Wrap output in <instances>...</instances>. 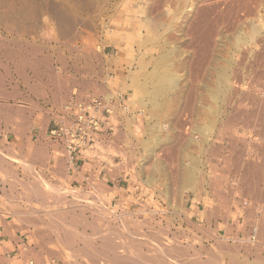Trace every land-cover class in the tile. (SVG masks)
Masks as SVG:
<instances>
[{
	"label": "rangeland",
	"instance_id": "374dc122",
	"mask_svg": "<svg viewBox=\"0 0 264 264\" xmlns=\"http://www.w3.org/2000/svg\"><path fill=\"white\" fill-rule=\"evenodd\" d=\"M22 5L24 7H21ZM0 18L2 83L5 75L11 74L12 84H19L16 74L20 68H25L23 66L26 64L27 53L39 51L41 47L46 49L54 45L66 44L72 48L76 46L97 48L99 36L105 35L108 40L113 37L108 33L112 26L120 31V35L126 36L125 50L129 49L135 60L130 73L133 76L134 73L139 72L138 76L135 74L134 77H130L132 83L128 95L133 107L142 112L134 113L125 122L124 131L106 148V153L111 159L122 160L121 169L124 168L132 175L139 186L141 196L145 198L141 203L142 207L135 209V212H130L129 210L133 209L125 206L120 209L114 208L106 202L99 186L77 189L68 185L63 178L36 167L30 160L21 156L19 151L2 149L1 158L8 166L12 165L14 170L7 175L0 173V180L5 183V186L0 187V210L4 217L10 214L9 210L17 213L19 217L22 216L19 221L23 222L26 228L43 231L44 237L47 235L45 238L49 240L50 248L60 249L64 254V260L68 262L84 260L85 255H88L101 263L104 262L102 264H111L99 252L84 253L69 250L73 246L82 247L92 244L97 246V243L100 245L101 240L109 237L108 240L114 239L110 240V242L114 241V244L111 243L108 248L118 245L119 242V248L117 246L114 248L116 252L120 248L124 250L122 252L123 250L120 249L118 253V255L121 253L123 258L132 259L138 256L141 253L136 251L143 247L137 251L143 252L141 254L143 257L140 255L138 257L141 259L136 257L134 260L146 261L145 264H164V259L165 264H177L179 261L181 264H193L194 261L199 264H232L233 262V264H241V262L264 264V207H262L264 183L252 181L255 174L264 169V0H0ZM166 36L168 38H164ZM7 50L13 53L12 61L5 57ZM223 72H226L225 81L220 77ZM167 75H170V80H165ZM161 85L164 87L154 95L152 89ZM4 100L6 99L0 92V105L4 104ZM18 127V124L2 123L0 133L16 131ZM33 139L34 137L29 139L31 144L34 143ZM216 152L221 154L217 156ZM215 155L217 158L214 159ZM249 163H257L258 171H249L247 168ZM185 164L187 167L184 166ZM20 168L23 170L21 171ZM187 169H192L190 171L196 181V188L186 185L185 189L183 185L186 183ZM245 171L246 174L243 175ZM249 172L251 175L248 174ZM19 173L23 179H27L25 187L28 188L6 186L8 183L19 185ZM249 177H252L251 180ZM244 183L248 185H243ZM49 184L52 190L48 188ZM37 188H41L39 192ZM27 189H31L30 192ZM255 192L260 193L259 195L256 193L258 198ZM219 193L220 196L222 195L220 198L223 203L218 199L219 196L217 197ZM191 195H196L207 209L219 207L227 215L231 214L233 219L241 217L238 223L235 222L236 232L231 231L232 227L228 224V220H216L214 225L186 221L184 218V215H187L186 204ZM11 199L20 204L12 205ZM251 205L255 207L252 208ZM65 222H68L69 228L63 226ZM59 224H63L62 227H59ZM152 227L153 230L157 229L153 231ZM61 228L66 230L65 233L73 229L76 234L83 231L80 234L86 235L83 238L80 234L79 236H75V233L69 234V231L74 232L73 230L64 234ZM254 228L257 229L255 232L252 231ZM105 229L114 236L107 231L106 238ZM126 230H130L128 232H131V235ZM156 232L157 235H154ZM195 232L198 234L194 237ZM260 233L262 235H259ZM179 234L183 235L179 236ZM102 236L104 238H101ZM155 236L159 241L154 238ZM174 238L180 239L181 242L177 239L174 241ZM148 239L150 240L147 241ZM121 240L124 242L122 243ZM144 241L149 243L146 244ZM151 241L157 247H161V250L157 251L158 248ZM120 243L126 246L123 247ZM172 243L174 247L169 245ZM175 243H180L182 248L187 246L184 247L185 250L182 249L184 253L180 252L181 246ZM134 244L137 250L133 248ZM172 247L173 249L179 247L175 249L178 252L175 250L172 252ZM215 247L219 249H216L218 252H215ZM165 250L168 253L171 251L172 254L165 253ZM157 253L163 259H160ZM173 253L177 254L174 255L175 258ZM171 255L173 257L170 258ZM151 257L156 260H151ZM235 257L236 259H233ZM229 258L234 261H230ZM167 259L169 262L172 259L175 262L169 263ZM250 261L253 263H249Z\"/></svg>",
	"mask_w": 264,
	"mask_h": 264
},
{
	"label": "crops",
	"instance_id": "0c3cea01",
	"mask_svg": "<svg viewBox=\"0 0 264 264\" xmlns=\"http://www.w3.org/2000/svg\"><path fill=\"white\" fill-rule=\"evenodd\" d=\"M108 33L113 37L108 40L105 35L99 36L97 48L76 46V49L65 44L46 49L41 47L39 51L28 52L25 57L27 64H25V70L20 68L16 74L19 84H12L11 74L5 75L3 83L0 79V92L6 99L4 105H0V124L19 125L16 131L0 133V154L2 149L11 152L19 151L21 156L30 160L36 167L63 178L68 185L77 189L99 186L106 202L111 206L117 209L125 206L133 209L129 210L130 212H135V209H140L145 198L141 196L139 186L132 175L124 168L121 169L122 160L111 159L109 155L100 159L79 156L75 161L69 162L64 146L48 136L51 121L57 109L72 95L87 100L89 96L115 90L127 95L130 93L129 87L132 81L129 76H132L130 69L135 61L134 56L129 49L125 50L127 38L124 34L120 35V31L113 26L109 28ZM6 52L5 57L12 61L13 53ZM119 134L113 137L111 144ZM31 137H34L33 144L29 141ZM12 168L13 166H8L0 156V173L7 175L14 171ZM20 170L23 169L20 168ZM19 174V185L8 183L6 186L22 188L24 184L27 185V179H23L21 173ZM12 177L14 178L13 175ZM0 182V187L5 186L3 180ZM11 204L17 205V202L14 200ZM218 208L207 209L196 195H191L186 204L187 215H184V218L186 221L202 225L209 223L214 225L216 220H228V224L232 225L235 232V226H237L235 222L238 223L241 217L233 219L231 214L227 215ZM9 212L10 214L4 217L0 210V264H96L97 261V264L104 263L88 255H85L84 260L71 262L64 260V254L60 249L50 248L49 240L43 237V231L26 228L25 224L19 221L20 217L17 213L12 210ZM101 245L95 248L92 245L73 246L69 250L84 253L99 252L111 264H145V261L141 260L136 262L132 259L133 262L131 260L129 262L128 258L123 261L121 256L116 255L118 253L115 254L114 247L112 252V247L110 249L106 247L104 250L103 246L100 248ZM107 252L110 254L108 255ZM115 255L118 258H115Z\"/></svg>",
	"mask_w": 264,
	"mask_h": 264
},
{
	"label": "built area",
	"instance_id": "2783aa9c",
	"mask_svg": "<svg viewBox=\"0 0 264 264\" xmlns=\"http://www.w3.org/2000/svg\"><path fill=\"white\" fill-rule=\"evenodd\" d=\"M129 95L110 91L82 100L72 95L53 116L48 136L61 143L69 162L79 156L100 159L113 137L125 129V122L135 109Z\"/></svg>",
	"mask_w": 264,
	"mask_h": 264
},
{
	"label": "bare ground",
	"instance_id": "6f19581e",
	"mask_svg": "<svg viewBox=\"0 0 264 264\" xmlns=\"http://www.w3.org/2000/svg\"><path fill=\"white\" fill-rule=\"evenodd\" d=\"M26 1H27V0H26ZM48 2H49V1H48ZM12 3H13V2H12ZM19 3H20V2H19ZM21 3H23V2H21ZM14 4H15V3H14ZM53 4H54V3H53ZM56 4H57V3H56ZM51 5H52V3H51ZM27 6H28V2H27ZM27 6H25V8L28 10ZM31 6H33V5L31 4ZM21 7H24V6L22 5ZM33 7H34V6H33ZM25 8H24V9H25ZM29 8H30V6H29ZM64 9H65V8H64ZM7 10H8V9H7ZM58 10L60 11V9H58ZM68 11H69V10H68ZM11 12H12V11H11ZM24 12H25V11H24ZM5 13H6V12H5ZM13 14H14V13H13ZM13 14H12V15H13ZM63 14H64V13H63ZM63 14H62V15H63ZM53 15H54V12H53ZM6 16H7V15H6ZM64 16H65V15H64ZM158 16H159V15H158ZM7 17H8V16H7ZM10 17H11V16H10ZM54 17H56V15H55ZM159 17H160V16H159ZM12 18H13V17H12ZM50 18H51V17H50ZM57 18H58V16H57ZM59 18H60V17H59ZM66 18H67V17H66ZM66 18H63V19H66ZM160 18H162V17H160ZM0 19H1V18H0ZM8 19H9V18H8ZM49 20H50V19H49ZM155 20H156V19H155ZM163 20H164V19H163ZM6 21H7V19H6ZM12 21H13V20H12ZM53 21H54V20H53ZM56 21H57V20H56ZM1 22H2V21H1ZM16 22H17V21H16ZM16 22H15V23H16ZM57 22H58V21H57ZM60 22H61V21H60ZM63 22H65V21H63ZM158 22L161 23V21H158ZM15 23H14V24H15ZM48 23H49V22H48ZM159 23H158V24H159ZM54 24H55V23H54ZM11 25H12V24H11ZM108 25H109V24H108ZM163 25H164V24H163ZM7 29H8V28H7ZM28 29H30V28H28ZM28 29H27V30H28ZM9 30H10V29H9ZM22 30H23V29H22ZM27 30H26V32H27ZM12 31H13V30H12ZM12 31H11V32H12ZM29 31H30V30H29ZM29 31H28V32H29ZM16 33H17V32H16ZM255 33H256V32H255ZM160 34H161V32H160ZM163 35H164V34H163ZM42 37H43V36H42ZM169 37H170V36H169ZM44 38H45V37H44ZM47 38H49V37H47ZM94 38H95V37H94ZM164 38H168V37L166 36V37H164ZM170 38H172V37H170ZM252 38H253V37H251V40H253ZM45 39H46V38H45ZM52 39H53V38H52ZM78 39H79V38H78ZM80 39H81V38H80ZM16 40H17V39H16ZM162 40H163V38H162ZM240 40H242V39H240ZM95 41H96V40H95ZM61 42H62V41H61ZM250 42H251V41H250ZM22 43H23V42H22ZM257 43H258V42H257ZM32 44H33V43H32ZM34 44H35V43H34ZM97 44H98V43H97ZM247 44H248V43H247ZM4 45H5V44H4ZM17 45H19V44H17ZM2 46H3V45H2ZM6 46H7V45H6ZM9 46H10V45H9ZM32 46H34V45H32ZM36 46H37V45H36ZM0 47H1V46H0ZM21 47H22V45H21ZM34 47H35V46H34ZM161 47H164V46H161ZM5 48H6V47H5ZM23 48H24V47H23ZM71 48H72V47H71ZM75 48H76V47H75ZM6 49H7V48H6ZM76 49H77V48H76ZM35 50H36V49H35ZM54 50H55V48H54ZM7 51L9 52V50H7ZM5 52H6V51H5ZM11 52H12V51H11ZM54 52H55V51H54ZM0 53H1V52H0ZM6 53H7V52H6ZM38 53H39V52H38ZM41 53H42V52H41ZM85 53H86V52H85ZM11 54H12V53H11ZM11 54H10V55H11ZM14 54H15V53H14ZM149 54H150V53H149ZM166 54H167V53H166ZM146 55H147V54H146ZM250 55H251V54H250ZM14 56H15V55H14ZM10 57H11V56H10ZM12 57H13V56H12ZM76 57H77V56H76ZM85 57H86V56H85ZM40 58H41V57H40ZM74 58H75V57H74ZM150 59H151V57H150ZM155 59H157V58H155ZM16 60H17V59H16ZM59 60H60V59H59ZM61 61H62V60H61ZM110 61H111V60H110ZM30 62H31V61H30ZM76 62H77V61H76ZM84 62H85V61H84ZM167 62H168V61H167ZM15 63H16V62H15ZM62 63H63V62H62ZM35 64H36V63H35ZM41 64H42V63H41ZM137 64H138V62H137ZM143 64H144V63H143ZM26 65H27V64H26ZM37 66H38V65H37ZM2 67H3V66H2ZM9 67H10V66H9ZM23 67H25V66H23ZM27 67H28V66H27ZM39 67H40V66H39ZM73 67H74V66H73ZM18 68H19V67H18ZM75 68H76V67H75ZM23 69H24V68H23ZM51 69H52V68H51ZM24 70H25V69H24ZM40 70H41V69H40ZM143 70H144V69H143ZM127 71H128V70H127ZM144 71H145V70H144ZM263 71H264V70H263ZM61 72H62V71H61ZM17 73H18V72H17ZM21 73H22V72H21ZM133 73H134V72H133ZM137 73H139V72H137ZM137 73H134V75H135V74L137 75ZM0 74H1V73H0ZM24 74H25V73H24ZM27 74H28V73H27ZM7 75H8V74H7ZM134 75H133V76H129V75H128V76H129V77H134ZM149 75H150V73H149ZM19 76H20V75H19ZM23 76H24V75H23ZM23 76H22V77H23ZM27 76H28V75H27ZM27 76H26V77H27ZM42 76H43V75H42ZM61 76H62V75H61ZM137 76H138V75H137ZM161 76L163 77L164 75H161ZM22 77H21V78H22ZM57 77H58V76H57ZM220 77H221V79H223V81L227 80L226 72H223V73L221 74ZM23 78H24V77H23ZM23 78H22V79H23ZM26 79H27V78H26ZM170 79H171L170 75H167V76L165 77V80H170ZM24 80H25V79H24ZM123 80H124V78H123ZM132 80H133V78H132ZM214 80H215V79H214ZM27 81H28V80H27ZM46 82H47V81H46ZM1 83H2V80H1ZM32 83H33V82H32ZM178 83H179V82H178ZM211 83H212V82H211ZM226 83H227V82H226ZM166 84H167V83H166ZM166 84H165V85H166ZM59 85H61V84H59ZM125 85H126V84H125ZM195 85H196V83H195ZM3 86H4V85H3ZM206 86H207V85H206ZM162 87H164V85H161L160 87H157L156 89H155V88L152 89L153 94H154V95L158 94V93L161 91V88H162ZM193 87H194V86H193ZM16 88H17V87H16ZM209 88H210V87H209ZM36 89H37V88H36ZM194 89H195V88H194ZM202 89H203V88H202ZM221 89H222V88H221ZM34 90H35V89H34ZM192 90H193V89H192ZM204 90H205V89H204ZM207 90H208V89H207ZM212 90H213V89H212ZM225 90H226V89H225ZM41 92H44V91H41ZM53 92H54V91H53ZM101 92H102V91H101ZM148 92H149V91H148ZM263 92H264V91H263ZM104 93H106V92H104ZM161 93H162V92H161ZM233 93H234V92H233ZM11 94H12V93H11ZM18 94H19V93H18ZM43 94H44V93H43ZM61 94H62V93H61ZM167 94H168V93H167ZM182 94H183V93H182ZM12 95H13V94H12ZM43 96H45V95H43ZM143 96H144V95H143ZM158 97H159V96H158ZM173 97H175V96H173ZM149 98H150V97H149ZM177 98H178V97H177ZM4 99H5V98H4ZM157 99H158V98H157ZM18 100H19V99H18ZM150 100H151V99H150ZM152 100H153V98H152ZM160 100H161V99H160ZM229 101H230V100H229ZM231 101H232V100H231ZM141 102H142V101H141ZM150 102H151V101H150ZM231 103H232V102H231ZM162 104H163V103H162ZM207 104H208V103H207ZM3 105H4V104H3ZM3 105H1V106H3ZM62 105H63V104H62ZM230 105H231V104H230ZM34 107H35V106H34ZM5 108H6V107H5ZM5 108H4V109H5ZM205 108H206V106H205ZM225 108H226V107H225ZM235 109H236V108H235ZM235 109H234V110H235ZM169 110H170V108H169ZM6 112H7V111H6ZM24 113H25V112H24ZM255 116H256V115H255ZM168 117H169V116H168ZM212 117H215V116H212ZM132 118H133V117H132ZM163 118H164V117H163ZM257 119H258V118H257ZM263 119H264V118H263ZM127 120H128V119H127ZM2 121H3V120H2ZM39 121H40V120H39ZM46 121H47V120H46ZM131 121H132V120H131ZM229 121H230V120H229ZM137 122H138V121H137ZM247 123H248V122H247ZM135 124H136V123H135ZM143 124H144V123H143ZM206 125H208V124H206ZM137 126H138V125H137ZM235 126H236V125H235ZM257 126H259V125H257ZM142 128H143V127H142ZM230 128H231V127H230ZM234 128H235V127H234ZM156 129H157V128H156ZM191 129H192V128H191ZM205 129H206V128H205ZM227 131H228V130H227ZM231 132H232V131H231ZM250 133H251V132H250ZM210 134H211V133H210ZM231 136H232V135H231ZM233 136H234V135H233ZM136 138H137V137H136ZM139 138H140V137H139ZM228 139H229V138H228ZM203 141H205V140H203ZM213 141H214V140H213ZM54 143H55V142H54ZM244 143H245V142H244ZM115 145H116V144H115ZM190 145H191V144H190ZM59 146H60V145H59ZM236 147H237V146H236ZM246 147H247V146H246ZM63 148H64V147H63ZM194 148H196V147H194ZM224 148H225V147H224ZM204 149H205V148H204ZM227 149H228V148H227ZM28 150H30V149L28 148ZM208 150H209V149H208ZM213 150H214V148H213ZM220 150H221V149H220ZM224 150H225V149H224ZM248 150H249V149H248ZM133 151H134V150H133ZM144 151H145V150H144ZM202 151H203V150H202ZM229 151H230V150H229ZM190 152H191V151H190ZM203 152H204V151H203ZM213 152H214V151H213ZM219 152H220V151H219ZM224 152H225V151H224ZM241 152H242V151H241ZM247 152H248V151H247ZM247 152H246V153H247ZM133 153H134V152H133ZM135 153H136V152H135ZM216 153H217V152H216ZM149 154H150V153H149ZM220 154H221V153H220ZM220 154L217 153V156L220 155ZM133 155H134V154H133ZM169 155H170V154H169ZM213 155H214V154H213ZM222 155H223V154H222ZM237 155H238V154H237ZM171 156H172V155H171ZM227 156H228V155H227ZM229 156H230V155H229ZM238 157H239V155H238ZM173 158H174V157H173ZM190 158H191V157H190ZM215 158H217L216 155H215L214 159H215ZM234 158H235V157H234ZM234 158H233V159H234ZM132 159L134 160L135 158H132ZM225 159H226V158H225ZM227 159H228V158H227ZM145 160H146V159H145ZM152 161H153V160H152ZM173 161H175V158H174ZM173 161H172V162H173ZM204 161H205V160H204ZM219 161H220V160H219ZM226 161H228V160H226ZM254 161H255V160H254ZM166 162H167V161H166ZM193 162H194V161H193ZM201 162H202V161H201ZM221 162H222V161H221ZM237 162H238V161H237ZM251 162H252V161H251ZM76 163H77V162H76ZM173 163H174V162H173ZM188 163H192V162H189V161H188ZM188 163H187V165H190V164H188ZM196 163H197V162H196ZM198 163H199V162H198ZM206 163H207V162H206ZM216 163H217V162H216ZM227 163H228V162H227ZM227 163H226V164H227ZM164 164H165V163H164ZM263 164H264V161H263ZM191 165H192V164H191ZM229 165H230V164H229ZM236 165H237V164H236ZM245 165H246V164H245ZM184 166H186V164H185ZM184 166H183V167H184ZM193 166H194V165H193ZM196 166H197V165H196ZM196 166H195V167H196ZM217 166H218V165H217ZM227 166H228V165H227ZM260 166H262V165H260ZM134 167H135V166H134ZM186 167H187V166H186ZM188 167H189V166H188ZM198 167H199V165H198ZM263 167H264V166H263ZM75 168H76V167H75ZM149 168H150V165H149ZM181 168H182V167H181ZM219 168H220V167H219ZM225 168H226V167H225ZM236 168H238V167L236 166ZM247 168L249 169V171H258V170H257V168H258L257 163H249ZM132 169H133V168H132ZM146 169H147V168H146ZM169 169H170V168H169ZM177 169H178V168H177ZM188 169H189V168H188ZM188 169H187V176L185 177V179H186V183L183 184V185H185V189H186V185L189 186V187H191V188H193V186L195 187V183H196V181H195V179H194V176L191 175L192 173H191L190 170H192V169H190V170H188ZM217 169H218V168H217ZM237 170H238V169H237ZM239 170H240V169H239ZM259 170H260V167H259ZM262 170H263V171H261V172L258 171V173H256L255 176H254L253 178L251 177L253 183H257V182H262V183H264V169H262ZM147 171H148V170H147ZM147 171H146V172H147ZM172 171H173V170H172ZM223 171H224V170H223ZM76 172H77V171H76ZM133 172H134V171H133ZM181 172H183V171H181ZM217 172H219V170H217ZM198 173H199V172H198ZM215 173H216V172H215ZM234 173H235V172H234ZM238 173H239V172H238ZM131 174H133V173H131ZM150 174H151V173H150ZM161 174H162V173H161ZM171 174H172V173H171ZM173 174H174V173H173ZM177 174H178V173H177ZM242 174L245 175V174H246V171H245V173L243 172ZM248 174H250V172H249ZM248 174H247V175H248ZM196 175H197V174H196ZM250 175H251V174H250ZM197 176H198V175H197ZM239 176H241V175H239ZM179 177H180V176H179ZM149 178H150V177H149ZM174 178H175V177H174ZM181 178H182V176H181ZM183 178H184V177H183ZM241 178H244V177H241ZM249 178H250V177H249ZM251 178H250V180H251ZM150 179H151V178H150ZM153 179H154V178H153ZM172 179H173V178H172ZM198 179H199V178H198ZM245 179H248V178H245ZM12 180H13V179H12ZM225 180H226V179H225ZM243 180H244V179H243ZM149 181H150V180H149ZM181 181H182V179H181ZM206 181H207V180H206ZM217 181H220V180L217 179ZM239 181H241V179H240ZM12 182H13V181H12ZM15 182H16V181H15ZM215 182H216V181H215ZM220 182H221V181H220ZM246 182H247V181H246ZM0 183H1V182H0ZM148 183H149V182H148ZM153 183H154V182H153ZM179 183H181V182H179ZM237 183H238V182H237ZM242 183H243V182H242ZM149 184H150V183H149ZM151 184H152V183H151ZM174 184H175V183H174ZM181 184H182V183H181ZM218 184H219V183H218ZM245 184H246V183H244L243 185H245ZM167 185H168V184H167ZM175 185H177V184H175ZM212 185H214V184H212ZM216 185H217V184H216ZM246 185H248V184H246ZM259 185H260V184H259ZM259 185H257V186L259 187ZM262 185H263V184H262ZM26 186H27V185H26ZM196 186H197V185H196ZM219 186H223V185H219ZM24 187H25V184H24ZM45 187H46V186H45ZM173 187H174V186H173ZM200 187H202V186H200ZM200 187H199V189H201ZM227 187H228V186H227ZM234 187H235V186H234ZM240 187H241V186H240ZM240 187H238V188H240ZM245 187H247V186H245ZM254 187H255V186H254ZM25 188H28V187H25ZM41 188H42V187H41ZM41 188H40V189H41ZM48 188H49L50 190H52V187L50 186V184H49ZM166 188H167V187H166ZM195 188H196V187H195ZM195 188H194V189H195ZM221 188H222V187H221ZM223 188H224V187H223ZM243 188H244V186H243ZM37 189H38V188H37ZM40 189H38V192H39ZM180 189H181V188H180ZM188 189H189V188H188ZM194 189H193V190H194ZM211 189H213V188H211ZM211 189H210V190H211ZM27 190H28V189H27ZM30 190H31V189H30ZM30 190H28V191L30 192ZM157 190H158V189H157ZM172 190H173V189H172ZM181 190L183 191V189H181ZM201 190H202V189H201ZM217 190H218V189H217ZM217 190H216V191H217ZM230 190H231V189H230ZM241 190H242V189H241ZM250 190H251V189H250ZM32 191H33V190H32ZM34 191H36V190H34ZM41 191H42V190H41ZM257 191H258V190H257ZM3 192H5V191H3ZM42 192H43V194H44V191H42ZM42 192H41V193H42ZM50 192H51V191H50ZM50 192H49V193H50ZM186 192H187V191H186ZM195 192H197V191H195ZM14 193H15V192H14ZM41 193H39V195H40ZM172 193H173V192H172ZM207 193H208V192H207ZM216 193H218V192H216ZM256 193L258 194V192H255V194H256ZM34 194H35V193H34ZM208 194H209V193H208ZM211 194H212V193H211ZM220 194H221V193H219V195H217V197L219 196L218 199H220L221 202H222V199L220 198L222 195L220 196ZM227 194H228V193H227ZM257 194H256L255 196H257ZM259 194H260V193H259ZM259 194H258V195H259ZM4 195H6V194H4ZM4 195H3V196H4ZM11 195H12V194H11ZM39 195H38V196H39ZM164 195H165V194H164ZM186 195H187V194H186ZM199 195H200V194H199ZM41 196H42V195H41ZM173 196H174V195H173ZM188 197H189V196H188ZM188 197H187V198H188ZM215 197H216V196H215ZM215 197H214V198H215ZM258 197H259V196H257V198H258ZM1 198H2V197H1ZM5 198H6V197H5ZM13 198H14V197H12V199H13ZM29 198H30V197H29ZM38 198H39V197H38ZM116 198H117V197H116ZM222 198H223V197H222ZM255 198H256V197H255ZM12 199H11V201H12ZM15 199H16V198H15ZM33 199H34V198H33ZM161 199H162V198H161ZM200 199H201V196H200ZM243 199H244V198H243ZM243 199H242V200H243ZM4 200H5V199H4ZM34 200H35V199H34ZM224 200H225V198H224ZM8 201H9V199H8ZM8 201H7V202H8ZM11 201H10V202H11ZM141 201H142V200H141ZM165 201H166V200H165ZM7 202H6V203H7ZM224 202H225V201H224ZM13 203H14V202H13ZM29 203H30V202H29ZM37 203H38V202H37ZM144 203H145V202H144ZM173 203H174V202H173ZM201 203H202V202H201ZM222 203H223V202H222ZM228 203H229V202H227V204H228ZM19 204H20V203H19ZM19 204H17V205H19ZM261 204H262V203H261ZM14 205H15V204H14ZM24 205H25V204H24ZM29 205H30V204H29ZM36 205H37V204H36ZM45 205H46V204H45ZM45 205H44V206H45ZM210 205H211V204H210ZM32 206H33V205H32ZM41 206H42V205H41ZM41 206H40V208H41ZM218 206H219V205H218ZM228 206H230V205L228 204ZM253 206H254V205H253ZM253 206L251 205L252 208H253ZM257 206H258V205H257ZM17 207H18V206H17ZM141 207H142V206H141ZM214 207H215V206H214ZM223 207H225V206H223ZM226 207H227V206H226ZM231 207H232V206H231ZM254 207H255V206H254ZM259 207H260V205H259ZM262 207H264V206H262ZM38 208H39V207H38ZM40 208H39V209H40ZM36 209H37V208H36ZM49 209H50V208H49ZM218 209H219V208H218ZM249 209H250V208H249ZM232 210H233V209H232ZM18 211H19V210H18ZM177 211H178V210H177ZM255 211H256V210H255ZM44 212H45V211H44ZM216 212H217V211H216ZM216 212H215V213H216ZM221 212H222V211H221ZM22 213H23V212H22ZM123 213H124V212H123ZM139 213H140V212H139ZM140 214H141V213H140ZM255 214H256V213H255ZM257 214H259V213H257ZM260 214H261V212H260ZM28 215H29V214H28ZM37 215H38V214H37ZM47 215H48V213H47ZM127 215H128V214H127ZM135 215H136V214H135ZM152 215H153V214H152ZM163 215H164V214H163ZM29 216H33V215H29ZM49 216H50V215H49ZM124 216H125V215H124ZM128 216H130V215H128ZM208 216H209V215H208ZM260 216H261V215H260ZM20 217H22V216H20ZM25 217H27V216H25ZM51 217H52V216H51ZM55 217H56V216H55ZM55 217H54V218H55ZM125 217H126V216H125ZM154 217H155V216H154ZM261 217H262V216H261ZM261 217H260V218H261ZM52 218H53V217H52ZM67 218H68V215H67ZM132 218H133V217H132ZM209 218H210V217H209ZM209 218H208V219H209ZM222 218H223V217H222ZM29 219H31V218H29ZM55 219H56V218H55ZM110 219H111V218H110ZM223 219H224V218H223ZM26 220H28V219L26 218ZM31 220H32V219H31ZM33 220H34V219H33ZM56 220H58V219H56ZM67 220H68V219H67ZM114 220H115V219H114ZM120 220H121V219H120ZM140 220H141V219H140ZM48 221H49V220H48ZM51 221H52V219H51ZM121 221H122V220H121ZM149 221H150V220H149ZM149 221H148V222H149ZM182 221H183V220H182ZM187 221H188V220H187ZM219 221H220V220H219ZM263 221H264V220H263ZM32 222H33V221H32ZM40 222H41V221H40ZM59 222H60V221H59ZM113 222H114V221H113ZM139 222H141V221H139ZM61 223H63V221H62ZM65 223H66V222H65ZM67 223H68V222H67ZM67 223L64 224V225L62 224V225L65 227V225H66V226L68 225ZM121 223H123V222H121ZM155 223H156V222H155ZM161 223H162V222H161ZM179 223H180V222H179ZM188 223H190V222H188ZM216 223H217V222H216ZM257 223H258V222H257ZM70 224H74V223H70ZM156 224H157V223H156ZM167 224L169 225V223H166V225H167ZM191 224H193V223H191ZM217 224H218V223H217ZM255 224H256V223H255ZM258 224H261V223H258ZM258 224H257V225H258ZM57 225H58V224H57ZM62 225L59 224V227H60V226L62 227ZM149 225H150V224H149ZM158 225H159V224H158ZM195 225H196V224H195ZM229 225H230V224H229ZM261 225H262V224H261ZM54 226H55V225H54ZM71 226H72V225H71ZM83 226H84V225H83ZM107 226H108V225H107ZM116 226H117V225H116ZM121 226H122V225H121ZM159 226H161V224H160ZM179 226H180V225H179ZM227 226H228V225H227ZM227 226H226V228H227ZM230 226L232 227V225H230ZM254 226H255V225H254ZM258 226H259V225H258ZM258 226H257V227H258ZM47 227H48V226H47ZM57 227H58V226H57ZM64 227H63V228H64ZM67 227H68V226H67ZM67 227H66V228H67ZM72 227H74V225H73ZM124 227H125V226H124ZM143 227H144V226H143ZM163 227H164V226H163ZM231 227L229 228V231H230ZM235 227H236V226H235ZM255 227H256V226H255ZM262 227H263V225H262ZM63 228H61V230H62ZM68 228H69V227H68ZM68 228H67V229H68ZM75 228H76V227H75ZM108 228H109V227H108ZM134 228H135V226H134ZM137 228H138V227H137ZM159 228L161 229V227H159ZM159 228H158V229H159ZM164 228H166V227H164ZM175 228H177V227H175ZM217 228H218V227H217ZM251 228H252V227H251ZM260 228H261V227H260ZM49 229H50V228H49ZM55 229H56V227H55ZM124 229H126V228H124ZM156 229H157V228H156ZM156 229H154V230H156ZM200 229H201V227H200ZM235 229H236V228H235ZM261 229H263V228H261ZM261 229H260V230H261ZM42 230H43V229H42ZM56 230H57V229H56ZM59 230H60V229H59ZM63 230H64V229H63ZM63 230H62V231H63ZM69 230H73V229H69ZM69 230H68V231H69ZM75 230H77V228H76ZM75 230H73L74 232H70V231H69V234L72 233V235H73V233H75V236H76V235H78V234H80V233L83 232V231H82V232L79 231L80 233L76 234ZM78 230H80V229H78ZM97 230H98V228H97ZM97 230H96V231H97ZM100 230H101V229H100ZM105 230H106V229H105ZM119 230L121 231V229H119ZM152 230H153V227H152ZM152 230H151V231H152ZM154 230H153V231H154ZM164 230H165V229H164ZM183 230H184V228H183ZM207 230H208V229H207ZM214 230H215V229H214ZM214 230H213L212 234L214 233ZM256 230H257V229L254 228L252 231L255 232ZM258 230H259V228H258ZM39 231H40V230H39ZM45 231H46V230H45ZM65 231H66V230H64V232H63L64 234H66V233L68 232V231H67V232L65 233ZM98 231H99V230H98ZM107 231H108V230H106L105 233H106ZM116 231H117V230H116ZM126 231L128 232V231H130V230H126ZM135 231H136V230H135ZM158 231H159V230H158ZM161 231H163V230H161ZM161 231H160V232H161ZM177 231H178V230H177ZM191 231H192V230H191ZM198 231H199V230H198ZM202 231H203V230H202ZM204 231H205V230H204ZM231 231H233V228H232ZM231 231H230V233H231ZM57 232H59V231H57ZM77 232H78V231H77ZM93 232H94V231H93ZM108 232H109V231H108ZM108 232H107V234H106V238H107V236H108ZM111 232L113 233V230H112ZM169 232H170V231H168V233H169ZM184 232H185V231H184ZM184 232H183V234L186 233V232H185V233H184ZM188 232H189V231H188ZM192 232H193V231H192ZM196 232H197V231H196ZM196 232L194 233V237L198 234V233L196 234ZM210 232H211V231H210ZM235 232H236V231H235ZM254 232H253V234H254ZM262 232H263V230H262ZM55 233H56V232H55ZM101 233H102V232H101ZM119 233H121V232H119ZM122 233H124V232H122ZM128 233H129V232H128ZM130 233H131V232H130ZM130 233H129V234H130ZM150 233L153 234L152 232H150ZM150 233H149V234H150ZM158 233H159V232H158ZM174 233H175V232H174ZM179 233H180V232H179ZM181 233H182V230H181ZM202 233H203V232H202ZM204 233H206V232H204ZM207 233H209V232H207ZM232 233H233V232H232ZM43 234H44V233H43ZM98 234H99V233H98ZM102 234H103V233H102ZM109 234H111V233L109 232ZM115 234H116V233H115ZM117 234H118V231H117ZM117 234H116V235H117ZM132 234H133V233H132ZM183 234H179V236H181V235H183ZM188 234H189V233H188ZM212 234H211V235H212ZM246 234H247V233H246ZM248 234H249V233H248ZM84 235H86V234H83V236H82V234H80V236H82L83 238H84ZM94 235H96V234H94ZM111 235H112V234H111ZM116 235H115V236H116ZM121 235H122V234H121ZM130 235H131V234H130ZM154 235H157V232H156V234L154 233ZM166 235H167V234H166ZM174 235H175V234H174ZM199 235H200V234H199ZM203 235H204V234H203ZM213 235H214V234H213ZM228 235H230V234H228ZM243 235H244V233H243ZM257 235H258V233H257ZM257 235H255V236H257ZM259 235H262V234L260 233ZM14 236H15V235H14ZM46 236H47V235H46ZM46 236H45V237H46ZM78 236H79V235H78ZM78 236H77V237H78ZM88 236H89V235H88ZM88 236H86V237H88ZM97 236H99V235H97ZM103 236H104V235H103ZM103 236H102L101 238H104V237H105V236H104V237H103ZM112 236H114V235H112ZM119 236H120V235H119ZM119 236H118V238H119ZM152 236H153V235H152ZM177 236H178V235H177ZM179 236H178V237H179ZM189 236H190V235H189ZM192 236H193V234H192ZM200 236H201V235H200ZM246 236H247V235H246ZM251 236H252V234H251ZM39 237L41 238V236H39ZM43 237H44V236H43ZM48 237H49V236H48ZM70 237H71V236H70ZM92 237H93V236H92ZM110 237H111V236H110ZM116 237H117V236H116ZM116 237H114V238H116ZM122 237H123V236H122ZM125 237H126V236H125ZM131 237H132V236H131ZM135 237H137V236L135 235ZM161 237H162V236H161ZM166 237H167V236H166ZM211 237H213V236H211ZM262 237H263V236H262ZM49 238H50V237H49ZM55 238H56V237H55ZM79 238H80V237H79ZM98 238H99V237H98ZM108 238H109V237H108ZM108 238H107V239H104V240H101V241H102L101 243H102L103 245H101L100 248L103 246V247H104L103 249L105 250L106 247L108 248V246L110 247V246L112 245L111 243H113L114 241H113V242H110L111 238H110V240H108ZM146 238H147V237H146ZM150 238H152V237H150ZM154 238L157 239L156 236H155ZM158 238H159V237H158ZM182 238H183V237H182ZM189 238H190V237H189ZM191 238H193V237H191ZM197 238H198V236H197ZM208 238H209V236H208ZM214 238H215V236H214ZM69 239H70V238H69ZM85 239H87V238H85ZM94 239H95V238H94ZM99 239H100V238H99ZM119 239H122V238H119ZM125 239H126V238H125ZM132 239H133V238H132ZM160 239H161V238H160ZM164 239H165V238H164ZM175 239H177V238H174V241H175ZM210 239H211V238H210ZM217 239H218V238H217ZM42 240H43V239H42ZM60 240H61V238H60ZM67 240H68V239H67ZM78 240H79V239H78ZM78 240H77V241H78ZM87 240H89V239H87ZM91 240H93V238H92ZM91 240H90L89 242H91ZM112 240H114V239L112 238ZM112 240H111V241H112ZM115 240H116V239H115ZM117 240H118V239H117ZM149 240H150V239H148L147 241H149ZM157 240H158V239H157ZM177 240L180 241V239H177ZM181 240H182V239H181ZM81 241H82V240H80V242H81ZM84 241H85V240H84ZM95 241H96V240H95ZM99 241H100V240H99ZM121 241H122V243L124 242L123 240H121ZM147 241H144V242H146V244H148L149 242H147ZM154 241H156V240H154ZM158 241H159V240H158ZM174 241H172V242L174 243ZM187 241H188V240H187ZM218 241H220V240H218ZM46 242H47V241H46ZM63 242H64V241H63ZM82 242H83V241H82ZM89 242H88V243H89ZM144 242H142V243H144ZM180 242H181V241H180ZM182 242H183V241H182ZM200 242H201V241H200ZM227 242H228V241H227ZM233 242H234V241H233ZM233 242H232V243H233ZM254 242H255V241H254ZM61 243H62V242H61ZM86 243H87V242H86ZM92 243H93V241H92ZM92 243H91V244H92ZM96 243H97V242H96ZM122 243H120V245H121ZM126 243H127V241H126ZM151 243L155 244V243L152 242V241H151ZM161 243H162V242H161ZM161 243H160V244H161ZM173 243H172V244H169V245H173ZM258 243H259V242H258ZM258 243H257V244H258ZM97 244H98L97 246H99V243H97ZM113 244H114V243H113ZM115 244H116V242H115ZM131 244H133V243H131ZM137 244L144 245L145 243H144V244L137 243ZM153 244H152V245H153ZM175 244H176V243H175ZM178 244L180 245V243H178ZM178 244H176V245L178 246ZM183 244H184V243H183ZM188 244H189V243H188ZM214 244H215V243H214ZM93 245H94V244H92V246H93ZM118 245H119V242H118ZM118 245L116 244V245L112 246V248H113V247H116V246H117V248H119ZM158 245H159V244H158ZM190 245H191V244H190ZM193 245H194V244H193ZM235 245H236V244H235ZM39 246H40V245H39ZM83 246H84V245H83ZM95 246H96V245H94V248H95ZM122 246H123V244H122ZM124 246H126V244H125ZM124 246H123V247H124ZM128 246H129V245H128ZM137 246H138V245H137ZM137 246H136V247H137ZM154 246H156V244H155ZM154 246H153V248H154ZM161 246H162V244H161ZM180 246H181V245H180ZM183 246H184V245H183ZM210 246H211V245H210ZM215 246H216V244H215ZM131 247H132V245H131ZM138 247H140V246H138ZM156 247H157V246H156ZM164 247H166V246H164ZM173 247H174V245H173ZM173 247H172V249H173ZM184 247H187V246H184ZM184 247L182 248V246H181V249H180L181 251H180V250H179V251L182 252V253H184V252L182 251V249H184ZM204 247H205V246H204ZM212 247H213V246H212ZM217 247H218V245H217ZM96 248L98 249L99 247H96ZM133 248H135V244H134ZM133 248L131 249V251L133 250ZM141 248H143V247H141ZM141 248H140V249H141ZM147 248H148V246H147ZM157 248H158L157 251H158V250H161V247H157ZM166 248H168V246H167ZM169 248H170V246H169ZM169 248H168V249H169ZM178 248H179V247H175V249H178ZM220 248H221V247H220ZM226 248H227V247H226ZM246 248H247V247H246ZM23 249H24V248H23ZM109 249H110V248H109ZM115 249H116V248H115ZM120 249H122V248H120ZM120 249H119V250H120ZM124 249H126V248H124ZM128 249H129V248H128ZM135 249H136V248H135ZM137 249H138V248H137ZM137 249H136V250H137ZM140 249H139V250H140ZM154 249H155V248H154ZM175 249H173L172 252H174ZM216 249H218V248L215 247V252H218ZM81 250H83V249H81ZM113 250H114V248L112 249V252H113ZM119 250H118V252L115 251V254H116V253H119V252H120ZM122 250H123V249H122ZM139 250H137V251H139ZM150 250H151V249H150ZM155 250H156V249H155ZM155 250H154V251H155ZM170 250H171V249H170ZM184 250H185V249H184ZM186 250H188V249L186 248ZM208 250H209V249H208ZM218 250H219V249H218ZM220 250H221V249H220ZM30 251H31V249H30ZM48 251H49V250H48ZM106 251H108V250H106ZM109 251H110V250H109ZM125 251H127V249H126ZM128 251H130V250H128ZM134 251H135V250H134ZM137 251H136V253H141V254L143 253V252H137ZM147 251H148V250H147ZM175 251L178 252V250H175ZM193 251H194V250H193ZM200 251H201V250H200ZM211 251H212V249H211ZM81 252H82V251H81ZM91 252H92V251H91ZM104 252H105V251H104ZM122 252H124V250H123ZM149 252H150V251H149ZM152 252H153V250H152ZM152 252H151V253H152ZM155 252H156V251H155ZM163 252H164V251H163ZM163 252H161V253H163ZM166 252H167V250H165V253H166ZM172 252L169 251V253L167 252V254H170V253L172 254ZM177 252H175V253H177ZM180 252H179V253H180ZM201 252H202V251H201ZM209 252H210V251H209ZM213 252H214V249H213ZM128 253L131 254V252H128ZM128 253H126V255H127ZM151 253H150V256H152ZM165 253H164L163 256H165ZM175 253H173V256H174V255H177V254H175ZM182 253H181V254H182ZM51 254H52V253H51ZM70 254H71V253H70ZM82 254H83V253H82ZM107 254L109 255L110 252H109V253L107 252ZM107 254H106V256H107ZM123 254H124V253H123ZM141 254H139L138 256H140ZM148 254H149V253H148ZM153 254H154V253H153ZM155 254H156V253H155ZM155 254H154V255H155ZM157 254H159V253H157ZM185 254H186V252H185ZM226 254H227V253H225V255H226ZM112 255H113V253H112ZM116 255L118 256V254H116ZM116 255H115V256H116ZM131 255L136 256V255L133 254V253H132ZM144 255H146V253H145ZM221 255H222V254H221ZM36 256H37V255H36ZM69 256H71V255H69ZM72 256H73V255H72ZM74 256H75V255H74ZM77 256H78V255H76V257H77ZM115 256H114V257H115ZM117 256H116L115 258H118L119 256H121V253L119 254L118 257H117ZM127 256L129 257V255H127ZM138 256H136V257L139 258ZM150 256H148V258H149ZM168 256H169V255H168ZM173 256L171 255L170 258L173 257ZM183 256H184V254H183ZM183 256H182V257H183ZM185 256H186V255H185ZM189 256H190V255H189ZM80 257H81V255H80ZM109 257H110V256H109ZM121 257H122V256H121ZM131 257H133V256H131ZM136 257H134V258H132V259L134 260ZM140 257H143V255H141ZM155 257H157V256H155ZM158 257H160V259H163V258L160 256V254L158 255ZM179 257H180V254H179ZM179 257H177V258H179ZM230 257H231V256H230ZM232 257H234V256H232ZM91 258H92V257H91ZM129 258H130V257H129ZM129 258H128V259H129ZM146 258H147V257H146ZM151 258H152V259H151ZM151 258H150L151 260H156V259H154V257H151ZM166 258H167V256H166ZM168 258H169V257H168ZM173 258H175V256H174ZM192 258H193V257H192ZM4 259H5V258H4ZM69 259H70V257H69ZM75 259H76V258H75ZM109 259H110V258H109ZM122 259H123V261H124L125 257H124V258L122 257ZM126 259H127V258H126ZM126 259H125V261H126ZM132 259L130 258V259H129V262H130V260H131V262H133ZM139 259H141V258H139ZM158 259H159V258H157V260H158ZM194 259H195V258H194ZM217 259H219V258H217ZM229 259H230V261L232 260L231 258H229ZM233 259H236V257L233 258ZM91 260H92V259H91ZM96 260H97V259H96ZM185 260H187L186 257H185L184 261H185ZM195 260L197 261V259H195ZM208 260H209V259H208ZM248 260H249V259H248ZM39 261H40V260H39ZM94 261H95V260H94ZM135 261H136V260H135ZM135 261H134V262H135ZM163 261L166 262L165 259H164ZM167 261L169 262L168 259H167ZM172 261H174V260L172 259L171 262H169V263H174V262H175V261H174V262H172ZM192 261H194V260H192ZM230 261H229V263H230ZM232 261H234V260H232ZM237 261H238V260H237ZM237 261H236V262H237ZM34 262H35V261H34ZM65 262H66V261H65ZM86 262H88V261H86ZM127 262H128V261H127ZM136 262H138V261H136ZM145 262H146V261H145ZM155 262H156V261H155ZM157 262H158V261H157ZM160 262H161V261H160ZM165 262H164V264H165ZM168 262H167V263H168ZM185 262H186V261H185ZM194 262H195V261H194ZM194 262H193V264H194ZM217 262H218V261H217ZM67 263H68V262H67ZM97 263H98V261H97ZM97 263H96V264H97ZM183 263H184V262H183ZM190 263H191V262H190ZM196 263H198V262H195V264H196ZM208 263H209V262H208ZM233 263H234V262H233ZM233 263H232V264H233ZM237 263H238V262H237ZM249 263H253V262L250 261ZM255 263H256V262H255ZM125 264H127V263H125ZM128 264H129V263H128ZM130 264H131V263H130ZM135 264H138V263H135ZM140 264H141V263H140ZM156 264H157V263H156ZM160 264H161V263H160ZM162 264H163V263H162ZM177 264H181V262L179 261V263H177ZM187 264H188V263H187ZM191 264H192V263H191ZM198 264H199V263H198ZM205 264H206V263H205ZM219 264H220V263H219ZM230 264H231V263H230ZM241 264H242V262H241ZM257 264H258V263H257ZM260 264H261V263H260ZM262 264H263V263H262Z\"/></svg>",
	"mask_w": 264,
	"mask_h": 264
}]
</instances>
